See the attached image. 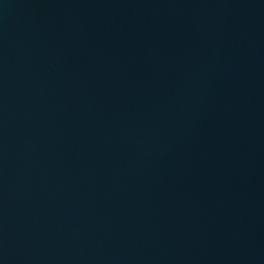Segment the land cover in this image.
I'll list each match as a JSON object with an SVG mask.
<instances>
[{"label":"water","instance_id":"1","mask_svg":"<svg viewBox=\"0 0 264 264\" xmlns=\"http://www.w3.org/2000/svg\"><path fill=\"white\" fill-rule=\"evenodd\" d=\"M0 264H264V0H0Z\"/></svg>","mask_w":264,"mask_h":264}]
</instances>
